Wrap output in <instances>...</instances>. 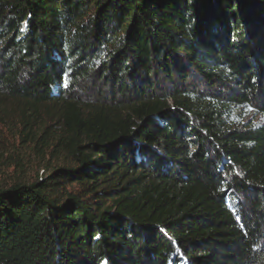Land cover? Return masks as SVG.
<instances>
[{"label":"trees","instance_id":"16d2710c","mask_svg":"<svg viewBox=\"0 0 264 264\" xmlns=\"http://www.w3.org/2000/svg\"><path fill=\"white\" fill-rule=\"evenodd\" d=\"M181 262L264 264V0H0V264Z\"/></svg>","mask_w":264,"mask_h":264},{"label":"rangeland","instance_id":"374dc122","mask_svg":"<svg viewBox=\"0 0 264 264\" xmlns=\"http://www.w3.org/2000/svg\"><path fill=\"white\" fill-rule=\"evenodd\" d=\"M26 171L30 178L45 177L48 171L42 166L43 162L38 158L31 156L26 160ZM10 173L13 171V167L8 170ZM179 264H185L181 262Z\"/></svg>","mask_w":264,"mask_h":264}]
</instances>
